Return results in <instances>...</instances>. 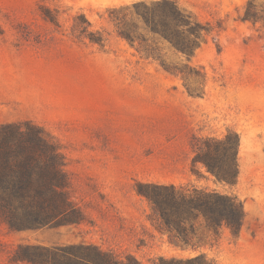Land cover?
Listing matches in <instances>:
<instances>
[{
  "label": "rangeland",
  "instance_id": "1",
  "mask_svg": "<svg viewBox=\"0 0 264 264\" xmlns=\"http://www.w3.org/2000/svg\"><path fill=\"white\" fill-rule=\"evenodd\" d=\"M139 1L155 0H0V124L29 121L45 131L83 216L26 231L0 223V264H30L13 260L19 244L87 245L142 264L199 252L216 264H264V0L248 7L255 22L240 19L248 0H177L202 37L189 57L167 45L161 54L186 75L117 34L109 12ZM83 18L90 26L80 34L73 25ZM227 130L240 139L233 185L191 166V137ZM148 183L229 192L243 204L244 224L181 250L148 219L136 192Z\"/></svg>",
  "mask_w": 264,
  "mask_h": 264
},
{
  "label": "trees",
  "instance_id": "2",
  "mask_svg": "<svg viewBox=\"0 0 264 264\" xmlns=\"http://www.w3.org/2000/svg\"><path fill=\"white\" fill-rule=\"evenodd\" d=\"M253 3L254 0L247 1L241 20L257 21L248 9ZM109 13L117 34L142 57L159 60L173 74L186 75L182 68L167 64L161 54V46L167 45L189 57L202 37L201 24L177 0L139 1ZM83 19L81 24L73 25L80 34L90 26ZM239 145V135L232 130L222 137L193 135L191 166L199 165L215 184L233 185L238 174ZM68 185L62 156L42 128L29 121L0 124V223L9 231L79 224L83 216L70 200ZM136 192L149 204L151 225L181 250H199L210 236L217 237L224 228L236 235L244 224L242 202L218 188L148 183L138 184ZM13 260L30 264H142L133 256L122 261L87 245L19 244ZM152 264L216 263L199 252L180 258L159 256Z\"/></svg>",
  "mask_w": 264,
  "mask_h": 264
}]
</instances>
